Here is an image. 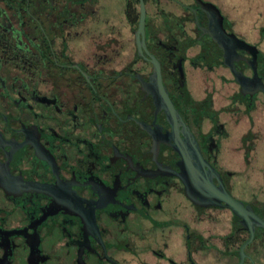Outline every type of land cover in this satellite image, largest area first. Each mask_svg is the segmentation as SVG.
<instances>
[{
    "label": "flooded vegetation",
    "instance_id": "1",
    "mask_svg": "<svg viewBox=\"0 0 264 264\" xmlns=\"http://www.w3.org/2000/svg\"><path fill=\"white\" fill-rule=\"evenodd\" d=\"M234 4L0 0V264H264L181 179L197 148L248 205L264 171V25Z\"/></svg>",
    "mask_w": 264,
    "mask_h": 264
},
{
    "label": "water",
    "instance_id": "2",
    "mask_svg": "<svg viewBox=\"0 0 264 264\" xmlns=\"http://www.w3.org/2000/svg\"><path fill=\"white\" fill-rule=\"evenodd\" d=\"M201 4L205 10H208L209 7V9L212 10L215 15L218 14V10L214 6H207L203 3ZM144 15V7L141 3L138 33L143 32ZM229 40L233 41L234 43H238L240 47L249 52L253 58L255 56H259V53L254 47H251L246 43L236 39L234 36H230ZM157 73L159 77L158 69ZM236 77L237 80L241 82V78H239L238 75H236ZM259 87L264 93V87L261 83L259 84ZM181 154L184 159L185 173L181 179L185 185L186 195L192 200H198L202 204L208 205L210 207L227 209L233 214L236 222H238L249 234L248 240L240 248V253L243 254L244 247L250 244L254 238L255 228L258 227L264 229V221L255 213L254 209L250 205H246L242 201L235 199L226 190L217 173L212 169L211 166H209L208 163L204 161L197 148L187 150ZM192 160L196 162V165L192 163ZM213 180H216L218 185H215Z\"/></svg>",
    "mask_w": 264,
    "mask_h": 264
},
{
    "label": "rangeland",
    "instance_id": "3",
    "mask_svg": "<svg viewBox=\"0 0 264 264\" xmlns=\"http://www.w3.org/2000/svg\"><path fill=\"white\" fill-rule=\"evenodd\" d=\"M217 4L219 5H227L230 6L231 3H235L234 0H215ZM238 8V9H237ZM231 9V8H230ZM233 15L237 13L239 15V18H236L238 20L237 22L241 26H243L244 31H249L250 29V22L253 20V25L256 24H262L264 25V0H248L244 1L242 5L240 4H234V11ZM236 14V16H237ZM242 28V27H241ZM252 29V28H251ZM254 30V29H253ZM200 79L195 78L193 80L195 89L199 90L201 87ZM208 85V86H207ZM207 88L210 87L209 84H207ZM214 88L218 89V94H221L222 91H225L224 87L219 86L218 82L214 83ZM223 95V94H222ZM258 122L263 123L262 121L258 120ZM262 146L261 150L258 154V159L260 162H256L257 165L255 166V170L258 169H264V140H262ZM249 183L251 187H254L255 189H250L248 191L242 192L243 194H246L245 202L248 205H251L256 212L261 214L264 217V171L259 175L257 171L251 172V175L249 177ZM261 185V186H260ZM260 186V187H259ZM259 187V188H258ZM241 193V192H240ZM233 195L235 198H241V195L238 192H233ZM249 199L251 201H249ZM239 200V199H238ZM261 234H264V230H259L258 233L255 235V241H257L259 238H261ZM236 262V256H231L230 260L226 264H234Z\"/></svg>",
    "mask_w": 264,
    "mask_h": 264
},
{
    "label": "crops",
    "instance_id": "4",
    "mask_svg": "<svg viewBox=\"0 0 264 264\" xmlns=\"http://www.w3.org/2000/svg\"><path fill=\"white\" fill-rule=\"evenodd\" d=\"M234 2L240 4V2H243V1H241V0H234Z\"/></svg>",
    "mask_w": 264,
    "mask_h": 264
}]
</instances>
